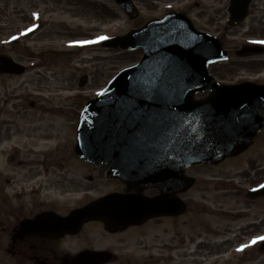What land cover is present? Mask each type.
Returning a JSON list of instances; mask_svg holds the SVG:
<instances>
[{
    "label": "rangeland",
    "instance_id": "rangeland-1",
    "mask_svg": "<svg viewBox=\"0 0 264 264\" xmlns=\"http://www.w3.org/2000/svg\"><path fill=\"white\" fill-rule=\"evenodd\" d=\"M229 3L230 0H136L139 16L132 20L116 6L113 0H0V54L26 67L23 75L0 74V129L2 130L0 139H4L2 143L4 150H0V190L7 194L8 198H12L10 202L13 201V204L10 203V209H0V212L3 211V214L0 213V264H18L5 250L6 247L10 248L9 233L18 224L17 217H20L18 215L13 218L16 215L11 213L12 205L16 204L14 192L17 190L23 193V196L18 198L24 200L23 203H19L20 209L22 204L28 211L33 210L31 208L33 205L37 206L27 204L29 199L26 194H30L29 189L33 183L24 186L28 192L23 191L21 188L23 185L16 184L22 181L26 174L31 176L39 174L38 170H43L39 162L44 165L42 161L46 156L56 157L54 158L56 167L63 165L62 170L57 168L50 170L54 180L59 174L63 175L68 184L76 177L81 178L82 185L78 184L76 188L69 186L68 189V184H64L62 188L65 190L58 193L48 184L46 191L42 192L45 198H51L48 201L55 197L62 199V202L68 206L67 211L69 208L73 209L88 203L93 198L103 196L110 190L121 188V183L117 180L104 178L101 182L97 181L93 184L87 182L88 176L94 175V166L81 164L73 154L76 144L77 116L82 107L81 103L97 95L120 71L138 63L143 53L108 49L102 44L105 40L88 44L72 42L94 41L101 35L109 38L122 36L153 19L177 11L187 14L198 30L219 36L224 47L235 52L242 50L247 44L256 42V39H252V32L258 30L259 35L263 32L264 26L256 23L255 16L264 17V0L253 2L250 11L252 15L237 27L227 24ZM32 28L35 29V33L26 37L25 32ZM12 40L17 42L13 44ZM54 51L63 52L59 55ZM252 63L242 62L241 58L232 55L228 63L211 66L210 72L218 80L229 84L244 80L264 82V65H259V68ZM84 76L89 78V83L81 88L79 82ZM8 134L11 136L9 137ZM256 141L251 150L238 158V185L242 184V186H238V190L227 186L232 190L229 194L233 196H226V210L238 212L239 209L246 207V202L245 206L238 205L236 196L241 198L242 188L248 185L242 181L243 173H241L244 168H250L248 161L256 158L255 166L258 160L264 164V133H261ZM48 161L51 163L50 160ZM260 162L258 165H261ZM46 166L50 167L48 164ZM235 170L234 164L227 163L218 168L196 167L193 173L201 181H207L213 173L235 177ZM16 178L20 180L14 182ZM262 178L264 173L258 180ZM39 181L47 183L44 177ZM213 187L210 185V189ZM81 197L82 200L79 201ZM212 197L210 193L209 198ZM186 198L187 194H183V199ZM192 198H198V195L194 194ZM210 202L213 203V199ZM237 205L238 210H235ZM224 214L226 215L206 217L209 220L206 225L210 226L208 233L206 232L208 226L206 230L196 229L198 232H195L194 238L197 242L189 260L194 257L195 264H202L204 257V264H207L208 256L211 263L215 264L212 262L216 258L215 253L226 252L224 257L226 263L222 264L240 262L237 261L238 255L231 259L234 251L227 252V242H223V239L229 238L238 241V236H242L238 232V219L234 217L237 213ZM159 224L162 225L157 226ZM185 224L180 220L181 234H184ZM92 225L85 226L73 245L67 247L71 253H76L84 247H94L88 242V235H92L98 239V247L105 249L110 247L119 254L122 258L120 264H145L144 255L149 252L157 256L161 253L163 258H171L175 255L154 248L160 243L171 240L172 224L169 220H159L149 230L142 229L117 236L121 239L118 240L119 242L104 238L103 236L109 237L105 235V230L99 224ZM3 228L5 230H2ZM142 234L144 235L141 236ZM199 235L204 242L210 243V248H204L206 254L198 253ZM85 236H87V246L83 241ZM141 249H148L149 252L143 255ZM179 264H187L186 259H179Z\"/></svg>",
    "mask_w": 264,
    "mask_h": 264
},
{
    "label": "water",
    "instance_id": "water-1",
    "mask_svg": "<svg viewBox=\"0 0 264 264\" xmlns=\"http://www.w3.org/2000/svg\"><path fill=\"white\" fill-rule=\"evenodd\" d=\"M114 1L131 19L138 17L134 0ZM251 2L231 0L230 26L246 19ZM104 46L120 51L141 49L145 55L87 104L75 151L84 161L108 164L109 176L120 178L139 193L112 194L64 219L41 215L23 222L16 238L43 232L58 238L77 233L84 222L94 219L104 220L111 228L171 215L178 203L174 193L192 184L183 176L185 168L242 153L264 127L260 115L264 86L218 83L209 66L229 54L218 38L198 31L186 15L170 13L126 36L109 39ZM253 52L259 51L246 48L238 54ZM23 72L22 66L0 57V73ZM86 81L83 78L82 87ZM198 93L209 96L197 100ZM147 187L159 188L161 194L154 199L143 197L141 191ZM254 194L249 196H264V189ZM89 254L79 255L74 263L95 264ZM96 256L101 258L99 264L107 261L102 260L106 254Z\"/></svg>",
    "mask_w": 264,
    "mask_h": 264
},
{
    "label": "flooded vegetation",
    "instance_id": "flooded-vegetation-1",
    "mask_svg": "<svg viewBox=\"0 0 264 264\" xmlns=\"http://www.w3.org/2000/svg\"><path fill=\"white\" fill-rule=\"evenodd\" d=\"M252 13L250 14V16ZM262 16V15H261ZM264 16V15H263ZM257 18V24H262L261 26H264V17L255 16ZM261 35H259L257 32L258 30H255L252 32V39L262 40L264 41V30ZM256 44V43H253ZM231 52H233L231 49ZM260 56V57H257ZM263 58V59H262ZM241 61H248L253 62L252 64L256 67H259V65H264V53L262 55H254V56H247L244 58H241ZM262 70V69H261ZM259 80V78L257 79ZM258 84L264 85V82L262 81H255ZM89 83V80H88ZM87 83V84H88ZM82 104V103H81ZM33 106V105H32ZM79 117V115H78ZM264 131V129H263ZM2 130L0 129V134ZM10 137L11 135L8 134ZM1 138V137H0ZM4 142V139H0V150H3L2 143ZM248 152V151H247ZM247 152L241 154L240 156L246 154ZM239 156V157H240ZM238 155L235 157H230L227 159H224L220 163L217 164H206V165H193L187 169L184 170L183 175L186 176V178L194 179V182L186 191H176L174 193V196L177 199L181 197L180 199L184 202V213H180L178 203H174V206L176 204V208H173V214L172 215H164V216H158V217H150L144 221H142L139 224L135 225H128L126 227H111L108 228L107 223L104 220H93L87 223H84L81 230L76 234H64L58 238H50L47 237L46 233H32L30 235L25 236L23 239H17L16 236L19 234V227L21 222L26 220H33L37 217L45 214L49 215H56V217H66L71 212L82 208L83 206H86L93 202L94 200L98 199L93 198L89 200L88 203L79 205L72 208H69L67 211V205L62 202V199L54 198L51 201H48V199L51 198H45V195L43 194L44 191H46V187L49 184L52 189L56 190L58 193L62 190H65L62 188L64 184H68L67 181H65L62 174H59L58 177L54 180V178L50 175V170L53 168H57L58 170H62L63 165L61 164L60 167L55 166V160L54 158H49L48 156L45 157V159L42 161V163H45L44 165L39 162V164L42 166L41 168L43 170H38L39 174L36 176H31V174H26L25 178L17 183L16 185H23L21 187L23 191L28 192L27 188L24 187L27 185V183H33V186L29 189L30 194L28 195L29 200H27V204H36L37 206H32V211H28L25 205L20 204L23 203L24 200H19L18 198L23 196V193L21 191L14 192V197L16 198V204L12 205L13 210H11V213L13 215H16L13 218H16L18 215L20 217H17L18 224L16 227L9 233L10 238V248L6 247L5 250L8 254H10L11 259L14 261H17L18 264H75L74 259L81 254L90 253L89 255L93 259V261L96 263L101 261V258H98L96 255L100 254H106L107 256L102 260H107L105 263L102 264H120L122 263V258L119 256L117 252L114 251L113 248L108 247V249L98 247V239L95 236L88 235L89 243L93 244L94 247H84L76 253H71L69 248L71 245H73L75 239L79 237V235L82 233L83 228L86 226H90L92 224H99L101 228L105 230V235L109 237L104 238H111L113 242H119L118 240H121L117 236L126 234L128 232H137L142 229L149 230L153 224H155L157 221L165 219L169 220L172 224L171 231H172V237L170 241H166L164 243H160L159 246H156L154 248H158L160 251L166 252L169 251V253H174L175 255L171 256V258H163L162 254L159 253V255H153L150 254L148 249H141L140 251L143 252V255L146 252L143 259V263L145 264H167L169 262H173V264H179V259H186L187 264H195L194 257H192L189 260L190 253H194V244L196 239L194 238L195 232H198V229L206 230V223L209 222V220L206 219V217H210L211 215L214 217H218L219 215H226L224 213H237L234 215L236 219H238V232L242 234L241 237L238 236V241H232L231 238L229 239H223V242H227L228 250L234 251L232 258H235L238 255L237 261H240L238 264H250L254 262H259V264H264V241H257L256 243H252V240L255 237H264V196L259 197H249V193L252 190H256L259 187L264 186V178H262L260 181L258 178L263 176L264 173V164L263 162L257 161V165L255 166L256 158L251 159L248 161L250 168L247 167L244 168L242 181L247 183L248 185H245L242 189V196L241 198L237 197V202L239 206L244 205L246 202V207L243 209L238 210V205L235 208L237 211L233 210H226L225 209V199L226 196H233L231 193L232 190H229L227 186L234 187L235 190H238V186H242V184L238 185ZM51 163H49V161ZM78 160V159H77ZM81 164L87 165V166H94V175L96 176H88L87 182H90V184H93L97 181L101 182L104 178L106 180H117L121 183V188L110 190L107 194L112 193H119V194H136L139 192L137 189H129L128 185H126L123 181L119 179H110L107 176V172L109 171L108 167L105 166H97L93 164L83 163L79 160ZM258 162H260L261 165H258ZM232 163L235 165V177H227L226 174L223 173H213V176L210 177L207 181H201L200 178L195 176L193 173L194 168L196 167H208V168H218L222 167L224 164ZM46 164L50 165V167L46 166ZM81 167V165L79 164ZM78 166V167H79ZM259 166V167H258ZM258 167V168H257ZM251 170V172H249ZM19 176V175H18ZM44 177L45 181L47 183H44L43 181H39L40 178ZM240 177V176H239ZM20 179L16 178L14 179V182L19 181ZM81 178L76 177L70 181L68 184L69 186L76 188L75 186L82 185L80 183ZM37 181V184H36ZM175 181V180H174ZM176 182V181H175ZM10 183H8L9 185ZM74 185V186H73ZM210 185L214 186L213 189H210ZM248 186V187H247ZM247 187V188H246ZM175 188H178V184H175ZM43 192V193H42ZM42 193V196H41ZM66 193V192H65ZM70 193V191H69ZM194 194L198 195V198H192ZM210 193L213 195L212 198H209ZM240 193V191H239ZM57 194V193H56ZM105 194V195H107ZM161 194V191L159 188L156 187H147L141 191V195L149 198L154 199L155 197L159 196ZM183 194H187L186 200L183 199ZM103 195V196H105ZM256 195V194H255ZM82 196V195H81ZM7 199H6V198ZM213 199V203L210 202V200ZM221 199H223L221 201ZM9 200V201H8ZM12 198H8V195L5 194L0 190V209L3 208H11V202L13 204V201L10 202ZM82 200V197L79 201ZM243 202V204H242ZM252 203V204H248ZM245 206V205H244ZM16 207V209L14 208ZM20 209V211H19ZM37 209V210H36ZM19 211V212H18ZM18 212V213H17ZM260 212L261 214H259ZM3 214V211L0 212ZM238 217H237V216ZM182 220V223L186 224L183 226L184 234L180 233V225L179 222ZM261 223V225H259ZM162 224H159L157 226H160ZM93 226V225H92ZM209 227H207L206 232L208 233ZM220 227V226H219ZM181 227V229H183ZM197 229V230H196ZM2 230H5L4 228ZM199 230V231H200ZM4 233V231H2ZM142 234L141 236H143ZM85 236L83 238V241L86 243ZM202 236L199 235L198 239H200V244L198 243V253H204V248L208 247L210 248L209 242H204L202 239ZM68 244V245H66ZM64 245V247H62ZM101 245V244H100ZM241 245H248L243 250H238L241 248ZM121 247V246H120ZM112 249V250H111ZM202 250V251H201ZM225 253L217 254L215 253L216 257L213 259V263L215 264H222L226 263ZM206 254V253H204ZM149 255V257H148ZM207 256V255H206ZM151 259V260H150ZM204 264L205 260L204 257H202ZM155 261V262H153ZM31 262V263H30ZM99 264V263H98ZM131 264V263H129ZM207 264H212L211 259H208L207 256Z\"/></svg>",
    "mask_w": 264,
    "mask_h": 264
},
{
    "label": "snow or ice",
    "instance_id": "snow-or-ice-1",
    "mask_svg": "<svg viewBox=\"0 0 264 264\" xmlns=\"http://www.w3.org/2000/svg\"><path fill=\"white\" fill-rule=\"evenodd\" d=\"M32 29H28V31H31ZM15 39V37H13ZM109 39L108 36H105V35H101V36H98L96 38V40L94 41H89V40H84V41H73L72 43H75V44H88V43H95V42H99V41H103V40H107ZM257 43H262L264 44V41H257ZM257 241H264V237H255L253 240H252V243H256ZM248 245H241V248L238 249V250H243L245 247H247Z\"/></svg>",
    "mask_w": 264,
    "mask_h": 264
}]
</instances>
